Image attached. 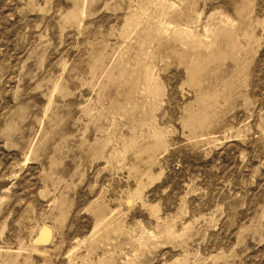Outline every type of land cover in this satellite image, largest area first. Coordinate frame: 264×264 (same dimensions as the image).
Masks as SVG:
<instances>
[{
	"label": "rangeland",
	"instance_id": "rangeland-1",
	"mask_svg": "<svg viewBox=\"0 0 264 264\" xmlns=\"http://www.w3.org/2000/svg\"><path fill=\"white\" fill-rule=\"evenodd\" d=\"M0 264H264V0H0Z\"/></svg>",
	"mask_w": 264,
	"mask_h": 264
},
{
	"label": "bare ground",
	"instance_id": "bare-ground-1",
	"mask_svg": "<svg viewBox=\"0 0 264 264\" xmlns=\"http://www.w3.org/2000/svg\"><path fill=\"white\" fill-rule=\"evenodd\" d=\"M178 30V29H177ZM182 29H180V31H181ZM184 30V29H183ZM179 31V30H178ZM146 78H147V76H146ZM148 80L147 81H149L150 82V84H151V86H152V88H151V93H152V95L154 96L155 94H157V84H156V82H154V80L153 79H149V78H147ZM150 86V85H149ZM150 86V87H151ZM156 97H158V96H156ZM166 141V140H165ZM161 142H163L162 140H160V143ZM162 144V143H161ZM159 145V144H158ZM105 213V212H104ZM104 213H102V212H98L97 213V220L98 221H100L102 224L103 223H105V220H106V215L104 214ZM52 239V230H51V227H49V226H47V225H44L42 228H41V232H40V237H39V239L36 241V242H48V241H50Z\"/></svg>",
	"mask_w": 264,
	"mask_h": 264
}]
</instances>
